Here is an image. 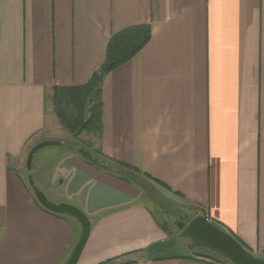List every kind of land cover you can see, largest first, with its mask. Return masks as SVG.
Listing matches in <instances>:
<instances>
[{"label":"crops","instance_id":"0c3cea01","mask_svg":"<svg viewBox=\"0 0 264 264\" xmlns=\"http://www.w3.org/2000/svg\"><path fill=\"white\" fill-rule=\"evenodd\" d=\"M138 27L150 39L104 79L100 135L74 137L53 89L87 85L111 39ZM62 136L129 168L93 165ZM47 140L63 145L38 155L41 183L91 218L78 264H215L176 249L166 208L264 256V0H0V264H64L80 235L28 184Z\"/></svg>","mask_w":264,"mask_h":264},{"label":"water","instance_id":"95a60500","mask_svg":"<svg viewBox=\"0 0 264 264\" xmlns=\"http://www.w3.org/2000/svg\"><path fill=\"white\" fill-rule=\"evenodd\" d=\"M61 141L47 140L36 144L29 152L26 161V168L31 171L33 168L34 157L37 152L46 146H62ZM78 153L88 162L105 170H111L112 166L105 161L100 160L92 152L84 147L78 148ZM28 184L31 187L34 196L38 203L46 210L55 213L66 215L77 220L81 226L80 235L75 242L73 249L64 264H78L82 252L88 242L91 234L92 223L88 215L77 206L69 203H54L48 199L46 194L38 188L35 184L32 175L28 177ZM179 229H183L179 238L190 241L189 245L182 246L183 252L181 254H191L214 261L220 264H264V256H257L246 250L231 234L214 225L209 219L202 215H197L192 219L188 225L183 222L177 224ZM176 243V239H172ZM171 243V242H170ZM166 243L163 247L170 248L172 245ZM159 252H164L163 249ZM208 250L209 252H202L198 250ZM153 250V249H151ZM150 250V256L153 253ZM185 250H188L187 253ZM161 256H166L161 255Z\"/></svg>","mask_w":264,"mask_h":264},{"label":"trees","instance_id":"16d2710c","mask_svg":"<svg viewBox=\"0 0 264 264\" xmlns=\"http://www.w3.org/2000/svg\"><path fill=\"white\" fill-rule=\"evenodd\" d=\"M150 30L148 27H138L123 31L115 35L108 46L107 58L104 66L100 71L95 73L90 82L83 87H55L53 90L52 103L58 119L63 127L70 130L71 134L76 137L82 132H90L92 134H99L102 130L101 115H102V102L101 91L104 79L106 76L119 65L123 64L139 52L149 41ZM78 152L80 146H68ZM90 163V162H89ZM92 164V163H91ZM94 165V164H93ZM111 171L117 176L125 174V169L129 168L127 165H113ZM33 193V191H32ZM34 195V193H33ZM35 202L45 211L57 215L61 214L52 213L43 208L34 196ZM91 220V218H90ZM233 237L244 247L242 242ZM245 248V247H244ZM199 260H211L196 257ZM128 260H108L100 264H127Z\"/></svg>","mask_w":264,"mask_h":264},{"label":"rangeland","instance_id":"374dc122","mask_svg":"<svg viewBox=\"0 0 264 264\" xmlns=\"http://www.w3.org/2000/svg\"><path fill=\"white\" fill-rule=\"evenodd\" d=\"M71 134V133H70ZM87 137V133L86 134H84L83 135V137ZM62 138H63V142H65V146H63V147H67V146H78V145H80V143H79V141L76 139V138H74V137H72V138H70L69 137V139H66V138H68V137H63L62 136ZM55 147H59V146H46V147H44V148H42V149H40L39 150V154H37L36 155V157L34 158V161H33V168H32V170L31 171H28L27 170V172H28V176L29 175H32L33 176V178H34V181H35V184L38 186V188H40L41 190H43V192L46 194V196L48 197V199L50 200V201H52V199L53 200H55L53 197H51V195L49 194V192L47 191V188L41 183V180H40V177H39V175L37 174V172H36V169H35V166H36V164H35V162L37 161V158H38V155H42L43 153H45L46 151H50L51 149H55ZM50 196V197H49ZM52 198V199H51ZM52 202H54V201H52ZM55 203V202H54ZM168 206V205H167ZM171 208H166L165 210H166V213L164 214V213H159L157 216L159 217V220H160V222H161V224L164 226V227H168L169 229L167 230V231H169V233H170V236H172V238H175L176 239V241H177V243H178V245L177 246H180V244H183V243H185V242H187V241H184L183 242V240L182 239H180L179 238V233H180V230L177 228V224L176 223H178V222H180L179 221V216H178V212H176V211H178V210H174V211H169ZM179 210H181V211H183V209H181V208H179ZM171 212V213H170ZM188 212V214H190V217H192V216H194L195 215V213L193 212V211H187ZM182 221V220H181ZM184 240H186V239H184ZM183 245H185V244H183ZM185 252L187 253V251L185 250ZM191 253V252H190Z\"/></svg>","mask_w":264,"mask_h":264},{"label":"flooded vegetation","instance_id":"af4514ba","mask_svg":"<svg viewBox=\"0 0 264 264\" xmlns=\"http://www.w3.org/2000/svg\"><path fill=\"white\" fill-rule=\"evenodd\" d=\"M178 216H179V221L180 222H183V223H185V225H188L189 224V222L192 220V219H194L196 216L194 215V216H192V217H190V214H188V212H181V213H178ZM182 220V221H181ZM179 223V222H178ZM178 223H176V224H178ZM178 228V227H177ZM179 229V228H178ZM180 230V233L183 231V229L181 230V229H179ZM179 233V234H180ZM182 239V238H181ZM183 240V242L184 241H187V242H185V243H183V244H185L186 246L187 245H189L190 244V241L189 240H184V239H182ZM183 247H184V245H182ZM182 246L180 245V246H177L176 247V249H183L182 248ZM183 251V250H182ZM186 251H188V250H186ZM198 251H202V252H209L208 250H198ZM188 252H191V251H188Z\"/></svg>","mask_w":264,"mask_h":264}]
</instances>
